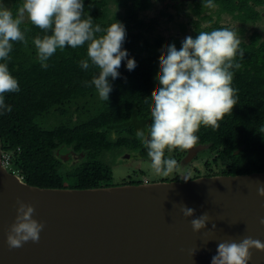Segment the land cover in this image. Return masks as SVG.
Wrapping results in <instances>:
<instances>
[{
    "label": "trees",
    "instance_id": "trees-1",
    "mask_svg": "<svg viewBox=\"0 0 264 264\" xmlns=\"http://www.w3.org/2000/svg\"><path fill=\"white\" fill-rule=\"evenodd\" d=\"M37 1L42 4L34 6L29 22L12 25L24 6ZM163 1L5 0L0 140L27 183L108 185L106 154L135 147L128 137L133 123L153 112L157 146L203 144L227 163L223 174L264 172V39L256 31L232 46L229 27L212 22L201 30L203 37L196 33L188 55L172 56L149 42V23L138 12ZM169 1L197 15L209 10L204 18L230 14L241 21L243 34L246 24L261 18L253 4L264 3ZM8 18L16 19L8 24Z\"/></svg>",
    "mask_w": 264,
    "mask_h": 264
},
{
    "label": "water",
    "instance_id": "water-1",
    "mask_svg": "<svg viewBox=\"0 0 264 264\" xmlns=\"http://www.w3.org/2000/svg\"><path fill=\"white\" fill-rule=\"evenodd\" d=\"M3 152L0 264H264V172L50 188Z\"/></svg>",
    "mask_w": 264,
    "mask_h": 264
},
{
    "label": "flooded vegetation",
    "instance_id": "flooded-vegetation-1",
    "mask_svg": "<svg viewBox=\"0 0 264 264\" xmlns=\"http://www.w3.org/2000/svg\"><path fill=\"white\" fill-rule=\"evenodd\" d=\"M40 2L41 1H37L35 3L27 4L26 6H24L22 8V11L18 13V20H16L12 25L23 27V25L29 22L30 20L29 14L32 11H35L33 10L34 6L42 4V2ZM169 2V0L163 1V5L156 3L160 5V14L157 16L148 18L145 13L148 10H151L156 5L155 3L150 8L146 10L141 9L138 10V12L144 19V22L149 23L148 27H150V29L146 33V35L149 37V42L155 43V47H159L161 50H170V54L172 56H175L177 54H181L182 56L188 55L191 52L193 46L196 45V33H200L198 38L203 37L201 34V30H205L206 26L208 24H211L212 22H216L219 23V25H226L229 27L230 33L227 36L229 43L232 46L237 45L239 42H248L250 35L256 31L260 34V40L264 39V33L260 28L261 22L264 21V3L253 4L255 5L256 10L260 14L261 18L257 20L254 24H246L247 31L243 34L238 31V28L241 26V21L234 18L230 14H222L220 18H218V16L214 14L213 19H209L204 18L205 13H210L209 10H206V12H202L200 16L191 11L189 12V8L184 3L181 4L178 8H176L174 3L169 4ZM6 7L7 4L5 3V0H0V8L2 9L0 15H2V12L6 9ZM193 15L195 16L194 18ZM225 16L231 17L235 22H239V24L237 26L233 25L230 22L226 24L225 22H223ZM181 17L186 18V20H177V18ZM160 18H165V20L160 21ZM14 19L16 18H8L7 23H11ZM174 25H178L179 29H174ZM159 26L164 29L159 31ZM210 37L211 39H215L218 43H220L219 37L216 34L212 33ZM202 48L205 49L207 47L203 46ZM222 49L223 47L220 45V47H218V50ZM219 69L223 70V68ZM112 85L113 87H115V84ZM154 114H156V112L145 116L143 120H139L138 122L133 123L132 132L128 134V137L129 141L136 145L135 147L127 148L126 146H123L121 148L108 151V153L106 154L105 159L109 165L108 173L110 174V180L108 181L109 184L113 185L114 183L112 161L116 163L115 158L117 156H119L123 161L124 159L130 160L129 156L132 157L131 160L141 158L143 160L147 159L148 161H151L153 163H157L158 161L160 172L165 175V177L155 181H187L201 176L223 174V171L226 169V167L221 170L220 166H226L227 163L221 159H218V152L216 150H211L210 146L206 149L197 152V154L190 156L188 145L194 144H187L184 149L178 148L174 145H171L167 148L157 146L155 135L152 132L154 120H156V117H154L153 119V116H155ZM158 116L159 118L163 117L161 113H159ZM130 120H133V118H130ZM117 136V133L114 132L113 137L117 138ZM201 152H204V154H201ZM205 155H208V157L203 161L202 157H204ZM63 157H65V159H68L69 157L73 156L70 154H63ZM198 164H201L200 169L198 168ZM171 171H173V174H170ZM132 172L133 174H130L131 172H129V174H127V177H122L117 180L119 181L117 185L129 184L133 183V181H141V183L155 182L154 178L153 181L148 179L145 171H143L141 168H139L138 170H133ZM137 172L142 173V179H132V176ZM108 179L109 178H107L106 180ZM93 185L100 186L101 182L94 181Z\"/></svg>",
    "mask_w": 264,
    "mask_h": 264
},
{
    "label": "rangeland",
    "instance_id": "rangeland-1",
    "mask_svg": "<svg viewBox=\"0 0 264 264\" xmlns=\"http://www.w3.org/2000/svg\"><path fill=\"white\" fill-rule=\"evenodd\" d=\"M159 8H160V5L159 4H156L151 10H148L146 13V16H148V18L150 17H153V16H157L160 14V11H159ZM163 17V16H162ZM195 16L193 15V18ZM164 21L165 18H160V21ZM177 20L179 21H183V20H186V18L184 17H181V18H177ZM168 21V20H166ZM177 22V21H176ZM223 22H225L226 24H228L229 22L232 23L233 25L237 26L239 24V22H235L231 17L229 16H225L224 19H223ZM260 28L262 29L263 33H264V21L261 22V26ZM162 28L161 26L158 27V30L161 31ZM174 29L178 30L179 29V26L178 25H174ZM201 154H204V152H201ZM208 155H205L204 157H202V160L204 161L205 159H207ZM131 156H129V159H124V161L119 157L117 156L115 158V161L116 163H114V161H112V167H113V172H114V183L113 185H117L120 178L122 177H127L129 174V172H131L130 174H133V170H138L139 168H141L143 171H145L148 179L152 180L153 181V178H154V181L155 180H160L162 178L165 177V175H163L161 172H160V169H159V162L157 161V163H153L151 161H148L147 159L146 160H143L141 158H137V159H132L131 160ZM126 161V162H125ZM221 170L224 169L226 166L225 165H221ZM198 168L200 169L201 168V164H198ZM183 169V168H182ZM170 174H173V171L170 172ZM110 174L108 173L106 175V177H109ZM143 175L141 172H137L136 174H134L132 176V179H139L141 178L142 179ZM107 179V178H106ZM110 180V179H108ZM111 184H108V185H104V186H113ZM102 186V185H100Z\"/></svg>",
    "mask_w": 264,
    "mask_h": 264
},
{
    "label": "built area",
    "instance_id": "built-area-1",
    "mask_svg": "<svg viewBox=\"0 0 264 264\" xmlns=\"http://www.w3.org/2000/svg\"><path fill=\"white\" fill-rule=\"evenodd\" d=\"M14 153L10 150L4 151L2 155V164L5 166L11 173L18 174L22 178L23 176L19 173L17 169L13 167L12 160H13Z\"/></svg>",
    "mask_w": 264,
    "mask_h": 264
}]
</instances>
